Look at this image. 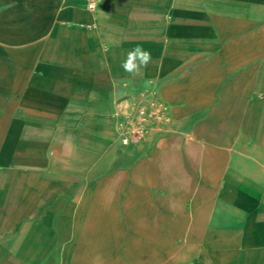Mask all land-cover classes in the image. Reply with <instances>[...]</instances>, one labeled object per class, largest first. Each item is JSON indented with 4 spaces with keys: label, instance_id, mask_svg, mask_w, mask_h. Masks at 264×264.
<instances>
[{
    "label": "crops",
    "instance_id": "1",
    "mask_svg": "<svg viewBox=\"0 0 264 264\" xmlns=\"http://www.w3.org/2000/svg\"><path fill=\"white\" fill-rule=\"evenodd\" d=\"M263 2L0 0V264H264Z\"/></svg>",
    "mask_w": 264,
    "mask_h": 264
},
{
    "label": "rangeland",
    "instance_id": "2",
    "mask_svg": "<svg viewBox=\"0 0 264 264\" xmlns=\"http://www.w3.org/2000/svg\"><path fill=\"white\" fill-rule=\"evenodd\" d=\"M264 1V0H263ZM264 3V2H263ZM264 5V4H263ZM264 25V22H263ZM160 115L158 110L156 109V103L152 102H134L132 105H129L127 109V113L125 114V126H127L126 130L119 134V139L121 144H124L123 141L128 139V143L133 141H138L145 134L147 129L156 125V121H158ZM135 230L143 236H146L148 233L146 229V223H144L140 218H135ZM149 235L151 233L149 231ZM134 244L126 245V253L128 256H133L135 259L132 264H147L146 261V253L149 249L143 248L142 246H136L138 251L134 253V245L137 244V241L133 242ZM101 257L96 262H84L83 264H121L120 256L118 255L119 246L109 245L102 242L101 246ZM61 250V246H58L55 251V264H61L59 261V253ZM147 250V251H146ZM149 252H152L150 249ZM77 264V263H76ZM80 264V263H79Z\"/></svg>",
    "mask_w": 264,
    "mask_h": 264
},
{
    "label": "clouds",
    "instance_id": "3",
    "mask_svg": "<svg viewBox=\"0 0 264 264\" xmlns=\"http://www.w3.org/2000/svg\"><path fill=\"white\" fill-rule=\"evenodd\" d=\"M151 52L144 49L141 45L135 46L122 61L121 67L130 74H138L142 68H146L151 62Z\"/></svg>",
    "mask_w": 264,
    "mask_h": 264
},
{
    "label": "built area",
    "instance_id": "4",
    "mask_svg": "<svg viewBox=\"0 0 264 264\" xmlns=\"http://www.w3.org/2000/svg\"><path fill=\"white\" fill-rule=\"evenodd\" d=\"M92 6H94V5L92 4ZM123 143H124V144H127V143H128V139H125V140L123 141Z\"/></svg>",
    "mask_w": 264,
    "mask_h": 264
}]
</instances>
